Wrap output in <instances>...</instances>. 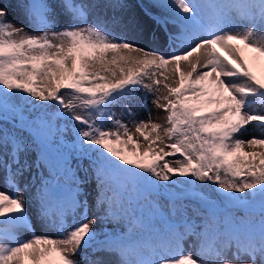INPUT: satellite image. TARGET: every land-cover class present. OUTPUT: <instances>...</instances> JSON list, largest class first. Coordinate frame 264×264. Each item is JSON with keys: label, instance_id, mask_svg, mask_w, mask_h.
Wrapping results in <instances>:
<instances>
[{"label": "snow or ice", "instance_id": "obj_1", "mask_svg": "<svg viewBox=\"0 0 264 264\" xmlns=\"http://www.w3.org/2000/svg\"><path fill=\"white\" fill-rule=\"evenodd\" d=\"M93 7L0 0V264H264V0Z\"/></svg>", "mask_w": 264, "mask_h": 264}, {"label": "rangeland", "instance_id": "obj_2", "mask_svg": "<svg viewBox=\"0 0 264 264\" xmlns=\"http://www.w3.org/2000/svg\"><path fill=\"white\" fill-rule=\"evenodd\" d=\"M84 2L86 4L94 5V7L90 10V14L86 16V19L88 22H93L97 18H99L100 20H107L114 13L120 12L119 9H113L112 7H109V5L114 3L115 0H84ZM126 2L131 6L133 5L132 8L139 12L140 9L136 6L141 4V3H147L148 0H126ZM202 2L207 4L209 2V0H202ZM14 12H15V15L12 17V19L17 24V26H19L20 24L23 23V24H25L26 31L30 32L31 34H36V35L40 34L39 32H36L34 29L27 26V24L24 20L23 14L21 12H19L18 10H14ZM102 13H103V15H105L106 19L101 17ZM81 26H84V25L82 24ZM138 42L140 44L146 46V47H156V46H158V43H159L157 41H153L150 35H145ZM139 97H140L139 99L133 101V107L141 116H145L146 113L144 111V108L141 106V100L143 97V93H139ZM151 100H152V97L149 95V97H148L149 105L148 106L151 109V113H152L153 118H155V116H154L155 111H158V112H160L161 115H163V117L158 118L157 121L163 123L164 118L166 117L167 113L164 112L163 110L156 109L151 104ZM256 107L259 108V105H257ZM106 123L110 124V121H108ZM254 129H255V125L249 126V130H248V133L245 135V138H247V136L250 135ZM176 158H179V157H176ZM0 188H3V185H0ZM7 190L8 191H14L13 189H7ZM160 199L162 201L160 203L167 206V204H168L167 198L162 196V197H160ZM31 210L32 209L30 208V211ZM196 219H197V223H199V219L198 218H196ZM122 230H124V229H122ZM22 234L27 235V232H23ZM100 238L103 239V236H101ZM194 239H195L194 237H188L186 239V241L184 242L183 248L177 249L176 251H171L170 255L176 256L178 258L181 253L187 254V253L192 252V251H198V247H193ZM111 259L113 260L114 264H116V262L119 260V256L117 254H113Z\"/></svg>", "mask_w": 264, "mask_h": 264}, {"label": "trees", "instance_id": "obj_3", "mask_svg": "<svg viewBox=\"0 0 264 264\" xmlns=\"http://www.w3.org/2000/svg\"><path fill=\"white\" fill-rule=\"evenodd\" d=\"M234 214L236 217L238 218H244L245 217V211L241 208V209H234L233 210Z\"/></svg>", "mask_w": 264, "mask_h": 264}, {"label": "bare ground", "instance_id": "obj_4", "mask_svg": "<svg viewBox=\"0 0 264 264\" xmlns=\"http://www.w3.org/2000/svg\"><path fill=\"white\" fill-rule=\"evenodd\" d=\"M132 6H133V5H132ZM128 11L138 12V11H136V10L133 9V8L130 9V10H128ZM119 13H120V12H119ZM119 13H116V14H119ZM101 17H103L104 19H106V18H105V15H103V13H102ZM154 116H155V118H156L157 120H158V118L163 117V115H161L160 112H158V111H155Z\"/></svg>", "mask_w": 264, "mask_h": 264}]
</instances>
